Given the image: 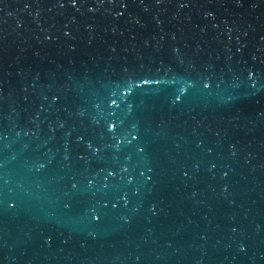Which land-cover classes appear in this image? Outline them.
<instances>
[{
  "label": "water",
  "instance_id": "1",
  "mask_svg": "<svg viewBox=\"0 0 264 264\" xmlns=\"http://www.w3.org/2000/svg\"><path fill=\"white\" fill-rule=\"evenodd\" d=\"M0 264H264V0H0Z\"/></svg>",
  "mask_w": 264,
  "mask_h": 264
},
{
  "label": "snow or ice",
  "instance_id": "2",
  "mask_svg": "<svg viewBox=\"0 0 264 264\" xmlns=\"http://www.w3.org/2000/svg\"><path fill=\"white\" fill-rule=\"evenodd\" d=\"M109 127H111V125H109Z\"/></svg>",
  "mask_w": 264,
  "mask_h": 264
}]
</instances>
